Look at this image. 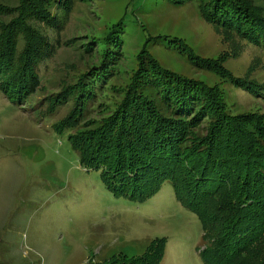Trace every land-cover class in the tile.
Segmentation results:
<instances>
[{
  "label": "rangeland",
  "instance_id": "rangeland-1",
  "mask_svg": "<svg viewBox=\"0 0 264 264\" xmlns=\"http://www.w3.org/2000/svg\"><path fill=\"white\" fill-rule=\"evenodd\" d=\"M251 1L264 15V0ZM202 6L200 0H51V24L29 22L45 43L32 64L39 77L36 92L21 104L13 102L14 92L4 89L10 82L0 74V264H91L120 253L141 255L157 238L164 240L158 264H204L201 222L176 200L169 184L145 201L115 195L101 169L81 162L69 131L57 129L67 106L58 112L34 106L57 93L62 80L69 83L98 65L102 39L122 18L127 53L122 48L118 71L135 66V53L151 36L149 50L162 67L218 84L232 114L264 115V43L205 20ZM10 17L0 12V24ZM171 38H180L199 57H222L224 67L255 89L241 87L230 74L221 80L195 67L171 46ZM23 45L17 36L15 55ZM122 74L111 83L118 84Z\"/></svg>",
  "mask_w": 264,
  "mask_h": 264
},
{
  "label": "trees",
  "instance_id": "trees-1",
  "mask_svg": "<svg viewBox=\"0 0 264 264\" xmlns=\"http://www.w3.org/2000/svg\"><path fill=\"white\" fill-rule=\"evenodd\" d=\"M200 2L205 20L264 43V15L251 0ZM50 3L0 4V12L11 16L0 24V74L8 78L4 89L14 92L9 97L18 104L37 90L39 77L32 64L45 47L29 22L48 20L50 25ZM120 20L102 39L100 63L89 65L69 83L62 80L57 93L34 106L45 105L51 112L67 106L57 129L69 131L81 162L101 169L115 195L145 201L169 184L176 200L201 222L198 249L204 264H264V115L232 114L218 84L162 67L149 50L155 40L151 36L144 37L135 53V66L118 71L125 41ZM17 36L24 38V45L15 55ZM171 39V46L195 67L213 71L221 80L230 74L241 87L255 89L224 67L222 57H199L180 38ZM117 73L123 74L112 84ZM163 251L164 240L157 238L141 255L120 253L91 264H158Z\"/></svg>",
  "mask_w": 264,
  "mask_h": 264
}]
</instances>
